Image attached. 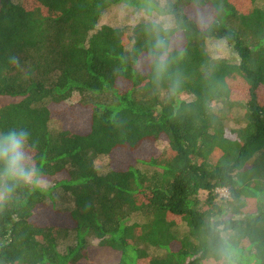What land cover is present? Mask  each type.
<instances>
[{"label":"trees","instance_id":"1","mask_svg":"<svg viewBox=\"0 0 264 264\" xmlns=\"http://www.w3.org/2000/svg\"><path fill=\"white\" fill-rule=\"evenodd\" d=\"M120 5L163 20L101 25ZM263 6L0 0V133L29 132L35 169L3 181L0 264H91L93 240L117 264H264Z\"/></svg>","mask_w":264,"mask_h":264},{"label":"rangeland","instance_id":"2","mask_svg":"<svg viewBox=\"0 0 264 264\" xmlns=\"http://www.w3.org/2000/svg\"><path fill=\"white\" fill-rule=\"evenodd\" d=\"M18 1V0H15ZM264 7V6H263ZM207 10H203L201 8H194L192 9V15L199 19L200 22L203 23V21L208 17V13L206 12ZM107 14L104 16L101 25L102 24H110L114 27L117 28H128L131 29L134 26H136L137 24H139L140 22H144V21H150V20H159L162 19L163 17L161 16H155V14L153 16H148V14L144 11L141 10H136L135 8H130L126 5H120L117 7H113L110 10H108L106 12ZM167 23H170L171 21H165ZM210 46H212V49L216 50L219 52L218 55L222 56L224 55V53H222L221 47L217 44L214 43H209ZM228 55V54H227ZM226 55V56H227ZM225 57V56H224ZM75 102H77V100L75 99ZM216 109L219 108V106L215 107ZM65 112H69V108H64L63 109ZM62 110V113H65ZM240 114L243 115V112L240 111ZM236 116H238V114H236ZM236 117L234 115V119L232 122L229 123V127L231 129H233V126L236 127ZM158 148L160 150V152H163V150H165L166 148V143L165 142H160L158 144ZM135 158L137 159H142V160H146L148 158L147 152H139V153H134ZM109 157V156H102L97 160V164L98 166L101 167H111V164H113L115 167L117 168H122V167H126V165H132L134 163V160L132 158H129L128 156H123L122 158H118L117 156L114 157ZM46 183V181L41 180V185H44ZM218 194L220 195V197L226 198L228 197V191L226 190H219ZM62 206H65V204H61ZM38 217L42 220L43 216H44V210H40L37 213ZM182 230H185V228H183ZM99 241L98 240H93V244H91L88 248V255L90 257V263L91 264H117L119 259H120V254L118 252L113 251L110 248L107 247H99L97 245ZM154 254L155 255H160L162 254L161 252H156L154 250Z\"/></svg>","mask_w":264,"mask_h":264},{"label":"clouds","instance_id":"3","mask_svg":"<svg viewBox=\"0 0 264 264\" xmlns=\"http://www.w3.org/2000/svg\"><path fill=\"white\" fill-rule=\"evenodd\" d=\"M162 40H157V47L163 46ZM19 64V58L14 57ZM160 67H164V58H160ZM30 134L27 131L9 130L0 133V165L3 166L0 174V202L12 191V187L3 181L6 179L13 183H28L33 177L35 169L30 156Z\"/></svg>","mask_w":264,"mask_h":264}]
</instances>
